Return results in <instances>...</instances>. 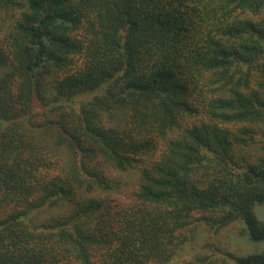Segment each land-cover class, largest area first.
Segmentation results:
<instances>
[{
    "label": "trees",
    "instance_id": "16d2710c",
    "mask_svg": "<svg viewBox=\"0 0 264 264\" xmlns=\"http://www.w3.org/2000/svg\"><path fill=\"white\" fill-rule=\"evenodd\" d=\"M235 224L264 245V0H0V264H177Z\"/></svg>",
    "mask_w": 264,
    "mask_h": 264
},
{
    "label": "rangeland",
    "instance_id": "374dc122",
    "mask_svg": "<svg viewBox=\"0 0 264 264\" xmlns=\"http://www.w3.org/2000/svg\"><path fill=\"white\" fill-rule=\"evenodd\" d=\"M190 240L183 246L175 263L190 261L197 256L222 257L224 254H246L260 251L264 245L248 241L241 224L232 225L218 233H210L204 225H196L189 232Z\"/></svg>",
    "mask_w": 264,
    "mask_h": 264
}]
</instances>
